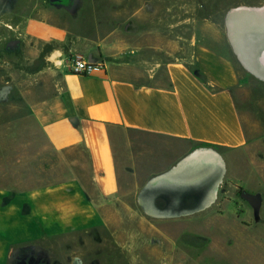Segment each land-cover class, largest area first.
<instances>
[{"label": "crops", "instance_id": "crops-1", "mask_svg": "<svg viewBox=\"0 0 264 264\" xmlns=\"http://www.w3.org/2000/svg\"><path fill=\"white\" fill-rule=\"evenodd\" d=\"M153 1L164 7L139 9L130 0L133 12L104 14L90 32L44 23L35 27L47 37L28 30L66 44L56 53L62 89L34 112L54 151L76 161L85 153L94 193L78 178L18 192L0 188V264H8L15 246L102 229L118 260L128 264L211 255L219 228L233 237L236 203L222 196L246 187L248 158L258 154L264 165V3L232 7L220 29L210 17L178 18L171 0ZM73 53L104 67L74 74L68 67ZM133 135L211 144L231 157L196 150L159 161ZM253 177L264 181V174ZM122 181L135 185L129 203ZM254 206L259 224L263 203ZM123 207L131 223L123 220Z\"/></svg>", "mask_w": 264, "mask_h": 264}, {"label": "rangeland", "instance_id": "rangeland-1", "mask_svg": "<svg viewBox=\"0 0 264 264\" xmlns=\"http://www.w3.org/2000/svg\"><path fill=\"white\" fill-rule=\"evenodd\" d=\"M201 1L171 0L170 7L178 18L183 14L199 19L206 16L222 29L226 14L232 7L241 3L252 6L264 3V0ZM137 2L139 9L152 5L160 9L164 7L153 0ZM129 3L130 0H78L77 8L70 12L65 7L51 5L48 0H0V188L18 192L78 178L90 194L94 193L85 153L80 151L79 161H76L65 152L54 151L48 145L34 112L35 105L62 89L56 53L66 48V44L45 42L27 32L30 29L42 34L35 27L38 23L54 25L66 31L76 29L90 32L95 29L97 19L104 14L124 17L133 12L136 8ZM203 24L198 25L199 29L204 30ZM42 35L47 37L49 34ZM236 63L241 70L240 63ZM132 137L144 150L148 146L149 152H153L159 161H174L196 150L231 157L226 149L211 144ZM258 148L259 142L253 143L252 153L257 154ZM237 157L235 155L236 160ZM247 163L248 171L246 168L245 173L250 177L245 182L246 187L226 190L228 193L222 196V200L236 203L234 229L229 230L233 237L228 235L226 229L219 228L217 238L213 239L217 242L214 244L215 252L211 255L189 252L188 260L171 261V264H264V181L253 177L254 174L263 176L264 165L258 154L252 160L248 158ZM121 183L122 189L128 191L123 198L129 203L134 182ZM243 191L256 197L255 204L242 197ZM258 202L263 203L261 222L255 224L254 213L257 216L259 213L254 205ZM122 209L126 215L123 220L130 222L129 207ZM222 220L227 223L230 216L227 218L224 215ZM249 224L251 228H248ZM244 225L248 226L247 229ZM168 230L174 232L173 228ZM126 232L128 234L131 230ZM109 235L107 229H102L18 245L13 248L8 264H128L126 260H118L113 245H108ZM113 256L117 259L112 260ZM210 256L211 260L202 259Z\"/></svg>", "mask_w": 264, "mask_h": 264}, {"label": "built area", "instance_id": "built-area-1", "mask_svg": "<svg viewBox=\"0 0 264 264\" xmlns=\"http://www.w3.org/2000/svg\"><path fill=\"white\" fill-rule=\"evenodd\" d=\"M68 67L70 72L78 75H90L93 72L103 68L104 65L88 61L82 55L73 53L68 58Z\"/></svg>", "mask_w": 264, "mask_h": 264}, {"label": "water", "instance_id": "water-1", "mask_svg": "<svg viewBox=\"0 0 264 264\" xmlns=\"http://www.w3.org/2000/svg\"><path fill=\"white\" fill-rule=\"evenodd\" d=\"M49 3L51 5L58 6V7L63 6L67 10L72 11L75 8L76 0H49ZM241 195H242V197L249 200L252 204H255L256 198L253 195H251L247 192H244V191L242 192Z\"/></svg>", "mask_w": 264, "mask_h": 264}, {"label": "flooded vegetation", "instance_id": "flooded-vegetation-1", "mask_svg": "<svg viewBox=\"0 0 264 264\" xmlns=\"http://www.w3.org/2000/svg\"><path fill=\"white\" fill-rule=\"evenodd\" d=\"M48 2H49V0H48ZM77 4H78V0H76V5H75L74 10H72V11H70V12H74V11H75V9L77 8ZM57 7H58V6H57ZM61 7H63V6H61Z\"/></svg>", "mask_w": 264, "mask_h": 264}, {"label": "trees", "instance_id": "trees-1", "mask_svg": "<svg viewBox=\"0 0 264 264\" xmlns=\"http://www.w3.org/2000/svg\"><path fill=\"white\" fill-rule=\"evenodd\" d=\"M202 144H206V143H202ZM11 257H12V255H11ZM11 259V258H10Z\"/></svg>", "mask_w": 264, "mask_h": 264}]
</instances>
